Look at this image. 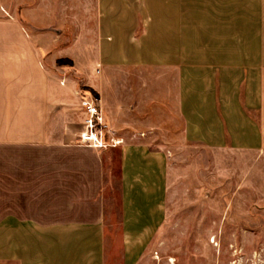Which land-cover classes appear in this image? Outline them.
<instances>
[{
	"label": "crops",
	"instance_id": "obj_1",
	"mask_svg": "<svg viewBox=\"0 0 264 264\" xmlns=\"http://www.w3.org/2000/svg\"><path fill=\"white\" fill-rule=\"evenodd\" d=\"M79 87L122 144L78 143ZM231 151L264 207V0H0V264L160 256Z\"/></svg>",
	"mask_w": 264,
	"mask_h": 264
},
{
	"label": "rangeland",
	"instance_id": "obj_2",
	"mask_svg": "<svg viewBox=\"0 0 264 264\" xmlns=\"http://www.w3.org/2000/svg\"><path fill=\"white\" fill-rule=\"evenodd\" d=\"M198 152L199 158L205 157L202 149ZM229 154L228 195L215 191L213 207L182 209L176 215L170 208L163 231V254L153 251L157 246L153 243L151 256L141 264H264V207L254 205L252 192L244 196L238 191L237 153ZM213 159H219L217 152ZM111 206L115 209L114 202Z\"/></svg>",
	"mask_w": 264,
	"mask_h": 264
},
{
	"label": "built area",
	"instance_id": "obj_3",
	"mask_svg": "<svg viewBox=\"0 0 264 264\" xmlns=\"http://www.w3.org/2000/svg\"><path fill=\"white\" fill-rule=\"evenodd\" d=\"M77 94L84 115L82 129L77 135L78 143L95 148L122 144L123 138L116 135L115 130L106 120L99 98L83 87L78 88Z\"/></svg>",
	"mask_w": 264,
	"mask_h": 264
},
{
	"label": "trees",
	"instance_id": "obj_4",
	"mask_svg": "<svg viewBox=\"0 0 264 264\" xmlns=\"http://www.w3.org/2000/svg\"><path fill=\"white\" fill-rule=\"evenodd\" d=\"M66 61H67V60H63V59H61V60H59V63H60V62H66Z\"/></svg>",
	"mask_w": 264,
	"mask_h": 264
}]
</instances>
